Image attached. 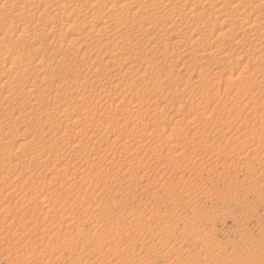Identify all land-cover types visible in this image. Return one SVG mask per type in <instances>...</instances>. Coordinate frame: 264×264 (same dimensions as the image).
I'll list each match as a JSON object with an SVG mask.
<instances>
[{"label":"rangeland","instance_id":"374dc122","mask_svg":"<svg viewBox=\"0 0 264 264\" xmlns=\"http://www.w3.org/2000/svg\"><path fill=\"white\" fill-rule=\"evenodd\" d=\"M30 1L0 0V264H264V0Z\"/></svg>","mask_w":264,"mask_h":264},{"label":"bare ground","instance_id":"6f19581e","mask_svg":"<svg viewBox=\"0 0 264 264\" xmlns=\"http://www.w3.org/2000/svg\"><path fill=\"white\" fill-rule=\"evenodd\" d=\"M29 1H30V0H29ZM32 1H34V0H32ZM46 1H47V0H46ZM48 1H49V0H48ZM50 1H51V0H50ZM96 1H98V0H96ZM102 1H103V0H102ZM105 1H106V0H105ZM105 1H104V2H105ZM107 1H108V0H107ZM237 1H238V0H237ZM30 2H31V1H30ZM73 2H74V1H73ZM76 2L79 3L80 0H79V2L75 0V3H76ZM81 2H82V1H81ZM88 2H89V1H88ZM88 2L85 1V2L83 3V5L86 6V4H88ZM92 2L94 3L95 1H92ZM92 2H91V3H92ZM109 2H110V0H109ZM116 2H117V0H116ZM121 2H122V1H121ZM121 2H117V3H121ZM124 2H126V1H124ZM127 2H128V1H127ZM131 2H132V1H131ZM131 2H129V3H130L129 5H126L125 3H124V4L121 3V4H120L121 6L119 5V6H120L119 8L122 7V8L125 9L126 11H129V9L131 8ZM135 2H136V1H135ZM135 2H134V3H135ZM142 2H143V1H142ZM209 2H210V1H209ZM209 2H208V3H209ZM238 2H239V1H238ZM26 3H27V2H26ZM56 3H57V1H56ZM64 3H66V2L64 1ZM91 3H90V4H91ZM93 3H92V4H93ZM111 4H112V3H110L109 5H111ZM148 4H149V3H148ZM148 4H147V5H148ZM153 4H154V3H153ZM153 4H152V5H153ZM211 4H213V3H211ZM258 4H260V3H258ZM31 5H32V4H31ZM31 5H30V6H31ZM55 5H56V4H55ZM55 5H54V6H55ZM58 5H60V4H57L56 6L58 7ZM61 5H63V4H61ZM65 5H66V4H65ZM75 5H76V4H74V7L78 6L79 4L76 5V6H75ZM93 5H95V4H93ZM140 5H141V4H139V6H140ZM143 5H146V4H143ZM143 5H142V6H143ZM150 5H151V4H150ZM150 5H149V6H150ZM152 5H151V7L153 8L154 5H153V6H152ZM207 5H208V4H207ZM1 6H2V5H1ZM79 6H80V5H79ZM87 6H88V5H87ZM91 6H92V5H91ZM91 6H89V7H91ZM99 6H100V5H99ZM99 6H98V7H99ZM104 6H105V5H104ZM111 6H113V5H111ZM137 6H138V5H137ZM149 6H148V7H149ZM161 6H162V5H161ZM248 6H249V5H248ZM16 7H17V6H16ZM24 7H25V6H24ZM72 7H73V5H72ZM74 7H73V8H74ZM82 7H83V6H82ZM92 7H93V6H92ZM94 7H95V6H94ZM96 7H97V6H96ZM101 7H102V6H101ZM101 7H100V8H101ZM109 7H110V6H109ZM109 7H108V8H109ZM143 7L145 8V6H143ZM253 7H254V6H253ZM1 8H2V7H1ZM17 8H18V7H17ZM22 8H23V7H22ZM53 8H56V7H53ZM61 8H62V7H61ZM61 8L58 7L57 9L60 11ZM73 8H71V10H72ZM83 8H84V7H83ZM83 8L81 9V11L84 10ZM85 8H86V7H85ZM137 8H138V7H137ZM157 8H158V7H157ZM214 8H215V7H214ZM216 8H217V7H216ZM257 8H258V7H257ZM26 9H27V8H26ZM74 9H75V8H74ZM88 9H89V8H88ZM94 9H95V8H94ZM135 9H136V8H135ZM139 9H142V8H139ZM55 10H56V9H55ZM77 10H78V9H77ZM79 10H80V9H79ZM99 10H100V9H99ZM99 10L97 9V12H100ZM107 10H108V9H107ZM114 10H115V9H114ZM116 10H118V9H116ZM131 10H132V9H131ZM142 10H143V9H142ZM144 10H146V9H144ZM149 10L152 11L151 9H149ZM18 11H19V10H18ZM23 11H24V10H23ZM32 11H33V10H32ZM56 11H57V10H56ZM61 11H63V10H61ZM69 11H70V10H69ZM123 11H124V10H123ZM134 11H136V10H134ZM134 11H133V12H134ZM150 11H149V12H150ZM252 11H253V10H252ZM19 12H20V11H19ZM110 12H112V11H110ZM130 12H131V11H130ZM147 12H148V11H147ZM219 12H220V11H218V12H216V13H219ZM253 12H254V11H253ZM72 13H73V12H72ZM75 13H76V12H75ZM93 13H94V12H93ZM117 13H119V12H117ZM131 13H132V12H131ZM134 13H136V12H134ZM145 13H146V12H145ZM151 13H153V12H151ZM213 13H214V12H213ZM255 13H256V12H255ZM78 14H80L79 11L77 12V15H78ZM81 14H83V13H81ZM95 14H96V12H95ZM97 14H98V13H97ZM121 14H123V13L121 12ZM127 14H128V12H127ZM140 14H142V12H140ZM140 14H139V15H140ZM250 14H251V13H250ZM256 14H259V15H260V13H256ZM25 15H26V14H25ZM29 15H31V14H29ZM66 15H67V13H66ZM77 15H75V16H77ZM119 15H120V14H119ZM125 15H126V14H125ZM132 15H133V14H132ZM142 15H143V14H142ZM147 15H148V14H147ZM147 15H146V16H147ZM220 15H221V14H220ZM222 15H224V14H222ZM32 16H34V15H32ZM63 16H64V15H63ZM84 16H85V15H84ZM256 16H257V15H256ZM78 17H79V16H78ZM78 17H76L75 20H77ZM90 17H92V16H90ZM94 17H95V16H94ZM94 17H93V18H94ZM96 17H97V16H96ZM99 17H100V16H99ZM107 17H108V16H107ZM220 17H221V16H220ZM260 17H261V16H260ZM85 18H86V17H85ZM93 18H92V19H93ZM146 18H148V16H147ZM225 18H226V16H225ZM225 18H224V16H223L222 19L225 20ZM254 18H255V17H254ZM94 19H97V18H94ZM94 19H93V20H94ZM105 19H106V18H105ZM108 19H109V18H108ZM149 19H151V18L149 17ZM228 19H229V17L227 16L226 20H228ZM239 19H240V18H239ZM11 20H12V19H11ZM30 20H32V19H30ZM54 20H55V19H54ZM57 20H58V19H57ZM57 20H56V22H57ZM155 20H156V19H155ZM211 20H212V19H211ZM252 20H253V18H252ZM255 20H258V19H255ZM16 21H17V20H16ZM85 21H86V20H85ZM85 21H84V23H85ZM89 21H90V18H89ZM104 21H105V20L103 19V22H104ZM148 21H149V20H148ZM151 21H152V20H151ZM228 21H229V20H228ZM228 21H227V23H230V22H228ZM230 21H231V19H230ZM235 21H236V20H235ZM239 21H240V20H239ZM242 21H244V19L241 20V22H242ZM263 21H264V20H263ZM13 22H14V21H13ZM33 22H34V21H33ZM35 22H36V21H35ZM78 22H79V20H78ZM81 22L83 23L82 20H81ZM81 22H79V23L81 24ZM96 22H97V21H96ZM152 22L154 23V21H152ZM166 22H167V21H166ZM241 22H240V23H241ZM31 23H32V22H31ZM45 23H46V22H45ZM75 23H76V22H75ZM87 23H88V22H87ZM91 23L93 24V22H91ZM94 23H95V22H94ZM146 23H147V22H146ZM149 23H150V22H149ZM153 23H152V26H154ZM225 23H226V22H225ZM227 23H226V24H227ZM251 23H252V22H251ZM38 24H39V23H38ZM54 24H56V23H53V25H54ZM106 24H107V23H106ZM106 24H105V25H106ZM114 24H115V23H114ZM114 24H113V25H114ZM155 24H156V23H155ZM202 24H203V23H202ZM238 24H239V23H238ZM252 24H253V23H252ZM254 24H255V23H254ZM45 25H46V24H45ZM51 25H52V24H51ZM51 25H50V26H51ZM53 25H52L51 27H54L53 30L56 31V30H57L56 26H58V25H60V24L58 23V25H56V26H53ZM71 25H72V24H71ZM77 25H78V23H77ZM77 25H74V26L77 27ZM82 25H83V24H82ZM150 25H151V24H150ZM159 25H160V24H159ZM168 25H169V24H168ZM222 25H223V24H222ZM222 25H221V26H222ZM228 25H229V24H228ZM232 25H233V24H232ZM239 25H240V24H239ZM239 25H238V26H239ZM35 26H37V24H36ZM68 26H70V25H68ZM78 26H79V25H78ZM85 26H86V24H85ZM90 26H91V25H89L88 29L90 28ZM256 26H257V25H256ZM44 27H45V26H44ZM44 27H43V28H44ZM70 27H71V26H70ZM99 27H101V26H99ZM104 27H105V26H104ZM161 27H162V26H161ZM248 27H249V26H248ZM248 27H247V28H248ZM252 27H253V26H252ZM262 27H263V26H262ZM14 28H16V27H14ZM45 28H46V27H45ZM55 28H56V29H55ZM68 28H69V27H68ZM68 28H67V29H68ZM80 28H82V27L80 26ZM105 28H106V27H105ZM145 28H146V26H145ZM148 28L151 29V27H148ZM218 28H219V27H218ZM254 28H255V27H254ZM263 28H264V27H263ZM32 29H33V28H32ZM37 29H38V28H37ZM46 29H47V28H46ZM50 29H52V28H50ZM88 29H86V31H85V32H87L86 34H89ZM96 29H97V28H96ZM100 29H101V28H100ZM102 29H103V27H102ZM249 29H250V28H249ZM255 29H257V28H255ZM42 30H43V29H42ZM71 30H73V29H71ZM79 30H80V29H79ZM79 30H78V31H79ZM89 30H91V29H89ZM106 30H107V29H106ZM191 30H192V29H191ZM227 30H229V29H227ZM47 31H51V30L47 29ZM95 31H98V29L95 30ZM101 31H102V30H100V32L98 31L99 34H97V35H100V33H102ZM103 31H104V30H103ZM233 31H234V30H233ZM261 31H262V30H261ZM58 32H59V31H58ZM76 32H77V30H76ZM98 32H97V33H98ZM107 32H108V31H107ZM217 32H219V31H217ZM221 32H222V31H221ZM250 32L253 33L254 31L249 30L248 33H250ZM18 33H19V32H18ZM53 33H54V32H53ZM222 33L225 34L224 30H223ZM254 33H255V32H254ZM258 33H260V32H258ZM262 33H263V32H262ZM56 34H57V33H56ZM195 34H196V33H195ZM219 34H220V33H219ZM36 35H37V34H36ZM83 35H84V34H83ZM203 35H204V34H203ZM246 35H247V34H246ZM257 35H260V34H257ZM261 35H262V34H261ZM46 36H47V35H46ZM52 36H53V35H52ZM101 36H102V35H100V37H101ZM115 36H116V35H115ZM201 36H202V35H201ZM229 36H230V35H229ZM57 37H58V36H57ZM83 37H86V36H83ZM87 37H88V36H87ZM93 37H94V36H93ZM226 37H227V36H226ZM236 37H237V36H236ZM254 37H256V36H254ZM72 38H73V37H72ZM88 38H89V37H88ZM95 38H96V37H95ZM101 38H102V37H101ZM136 38H137V37H136ZM182 38H183V37H182ZM197 38H199V37H197ZM250 38H253V36H251ZM257 38H262V37H258V36H257ZM257 38H256V39H257ZM54 39H55V38H54ZM70 39H71V38H70ZM79 39H80V36H78V38H77L76 40H79ZM82 39H83V38H82ZM99 39H100V38H99ZM102 39H103V38H102ZM118 39H119V38H118ZM225 39H226V38H225ZM263 39H264V37H263ZM263 39H262V40H263ZM36 40H37V39H36ZM76 40H75V41H76ZM83 40H84V39H83ZM94 40H95V39H94ZM234 40L237 41V39H234ZM239 40H240V39H239ZM260 40H261V39H260ZM72 41H74V38H73ZM98 41H99V40H98ZM105 41H108V40H105ZM173 42H174V41H173ZM261 42H262V41H261ZM79 43H80V42H79ZM92 43H94V42L92 41ZM92 43H91V45H92ZM95 43H96V45H97V43H100V42H97V41H96ZM102 43H104V41H103ZM193 43H194V42H193ZM239 43H240V42H239ZM60 44H61V43H59V45H60ZM71 44H72V43H71ZM40 45H41V44H40ZM68 45H69V44H68ZM87 45H88V44H87ZM89 45H90V44H89ZM126 45H127V44H126ZM177 45H178V44H177ZM105 46H106V44H105ZM164 46H165V45H164ZM178 46H179V45H178ZM251 46H252V45H251ZM254 46H255V45H254ZM99 47H100V46H99ZM113 47H114V46H113ZM176 47H177V46H176ZM204 47H205V46H204ZM208 47H209V46H208ZM118 48H119V47H118ZM253 48H254V47H253ZM259 48H260V47H259ZM261 48H262V47H261ZM190 49H191V48H190ZM188 50H189V49H188ZM251 50H252V49H251ZM7 51H8V50H7ZM121 51H123V50H121ZM48 54H49V53H48ZM51 54H52V53H51ZM54 54H55V53H54ZM183 54H184V53H183ZM187 54H188V53H187ZM209 54H210V53H209ZM31 56H32V55H31ZM187 57H188V55H187ZM240 57H241V56H240ZM258 57H259V56H258ZM176 58H177V57H176ZM180 58H181V57H180ZM26 59H27V58H26ZM33 59H34V58H33ZM127 59H128V58H127ZM48 60H49V59H48ZM213 64H215V63H213ZM8 66H9V65H8ZM163 70H164V69H163ZM221 71H222V70H221ZM219 72H220V71H219ZM243 72H244V71H243ZM248 74H249V73H248ZM244 75H245V74H244ZM20 76H22V75H20ZM19 78H20V77H19ZM233 78H235V77H233ZM11 79H12V78H11ZM20 79H21V78H20ZM230 79H231V78H230ZM27 80H28V79H27ZM22 81H24V80H22ZM2 82H5V81H2ZM20 82H21V81H20ZM29 84H30V83H29ZM3 85H4V84H3ZM34 86H35V85H34ZM34 86H33V87H34ZM113 86H114V85H113ZM27 89H28V88H27ZM4 91H5V90H4ZM30 92H31V91H30ZM7 93H8V92H7ZM9 93H10V92H9ZM210 95H211V94H210ZM35 96H36V95H35ZM46 96H47V95H46ZM46 96H45V97H46ZM81 98H82V97H80V99H81ZM255 106H256V105H255ZM256 107H257V106H256ZM63 110H65V109H63ZM65 114H66V113H65ZM226 114H227V113H226ZM232 114H233V113H232ZM73 120H74V119H73ZM146 124H147V123H146ZM71 125H72V124H71ZM175 125H176V124H175ZM173 127H174V126H173ZM163 129H164V128H163ZM92 133H93V132H92ZM10 134H11V133H10ZM158 134H159V133H158ZM60 138H61V137H60ZM126 138H127V137H126ZM233 138H234V137H233ZM57 139H58V138H57ZM115 139H116V138H115ZM78 140H79V139H78ZM125 140H126V139H125ZM59 142H60V141H59ZM122 142H123V141H122ZM78 143H79V142H78ZM22 144H23V143H22ZM251 145H252V144H251ZM7 146H8V145H7ZM74 146H75V145H74ZM18 147H19V146H18ZM20 147H21V146H20ZM41 147H42V146H41ZM109 147H110V146H109ZM126 147H127V146H126ZM124 148H125V147H124ZM181 149H182V148H181ZM36 150H37V149H36ZM67 150H68V149H67ZM16 151H17V150H16ZM57 151H58V150H57ZM59 151H60V150H59ZM245 153H246V152H245ZM74 156H75V155H74ZM179 156H180V155H179ZM179 156H178V157H179ZM60 157H61V156H60ZM156 160H157V159H156ZM5 161H6V160H5ZM100 162H101V161H100ZM244 162H245V161H244ZM245 165H246V164H245ZM61 166H62V165H61ZM136 167H137V166H136ZM108 168H109V167H108ZM63 169H64V168H63ZM87 170H89V169H87ZM132 170H133V169H132ZM20 173H21V172H20ZM86 173H87V172H86ZM93 175H94V174H93ZM21 177H22V176H21ZM21 177H20V178H21ZM31 177H32V176H31ZM84 177H85V176H84ZM2 178H3V177H2ZM94 182H95V181H94ZM47 183H48V182H47ZM67 185H68V184H67ZM83 186H84V185H83ZM80 188H81V187H80ZM38 199H39V198H38ZM41 199H42V198H41ZM1 200H2V199H1ZM42 200H43V199H42ZM68 202H69V201H68ZM51 204H52V203H51ZM2 206H3V205H2ZM58 206H59V205H58ZM45 209H47V208H45ZM4 212H5V211H4ZM49 213H50V212H49ZM47 221H48V220H47ZM46 224H47V223H46ZM52 233H53V232H52ZM119 240H120V239H119ZM53 243H54V242H53ZM127 245H128V244H127ZM114 246H115V245H114ZM162 247H164V246H162ZM115 248H116V247H115ZM151 248H152V247H151ZM157 248H158V247H157ZM130 250H131V249H130ZM158 251H159V250H158ZM151 252H152V251H151ZM160 252H162V251H160ZM170 252H171V251H170ZM147 253H148V252H147ZM158 253H159V252H157V255H158ZM162 254H163V253H162ZM146 255H147V254H146ZM163 255L168 256V255H166L165 253H164ZM133 256H134V255H133ZM161 258H162V256H161ZM163 258H165V257L163 256ZM129 260H130V259H129ZM132 260H133V259H132ZM138 262H139V261H138ZM145 262H146V261H145ZM147 262H148V261H147ZM141 263H142V262H141ZM130 264H131V263H130ZM146 264H147V263H146Z\"/></svg>","mask_w":264,"mask_h":264}]
</instances>
